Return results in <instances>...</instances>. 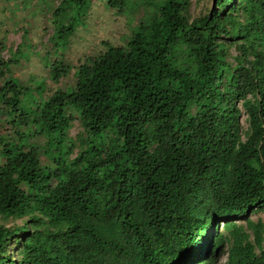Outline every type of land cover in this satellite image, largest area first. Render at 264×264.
Segmentation results:
<instances>
[{"label": "trees", "instance_id": "1", "mask_svg": "<svg viewBox=\"0 0 264 264\" xmlns=\"http://www.w3.org/2000/svg\"><path fill=\"white\" fill-rule=\"evenodd\" d=\"M89 4L59 0L52 34ZM105 5L140 17L73 83L51 68L32 140H0V264H212L222 247L225 264H264V223L247 217L264 208V0Z\"/></svg>", "mask_w": 264, "mask_h": 264}, {"label": "rangeland", "instance_id": "2", "mask_svg": "<svg viewBox=\"0 0 264 264\" xmlns=\"http://www.w3.org/2000/svg\"><path fill=\"white\" fill-rule=\"evenodd\" d=\"M58 2L59 0H0V44L3 45V48L0 47V83L5 79L17 83L16 92L4 84L0 95V140H3V144L9 139L11 145L21 146L32 140L28 129L32 130L34 127L35 104L39 103L43 93L55 86L50 80V70L54 65L61 62L71 66L67 76L61 78L58 85L64 87L73 83L72 72L80 60L85 55L102 52L106 45L121 44L141 13L137 11L133 21L129 22L130 16L108 8L105 0H90L86 13L72 21L73 30L62 41V38L56 37L57 34H52L56 19L52 11ZM191 6L193 8V2ZM231 53L234 51L231 50ZM15 94V104L4 103V99ZM5 115L9 120H4ZM244 117L241 110V129L246 128ZM79 132L81 127L73 120L68 137L74 138ZM34 139L39 145L44 141L41 136ZM64 143L65 140L61 145ZM47 155L42 150L37 160L41 164H50ZM247 217L264 223V208L249 213ZM244 221L236 220L238 224H243ZM217 230L224 232L222 223L218 224ZM225 260L226 247H222L216 252L212 264H225Z\"/></svg>", "mask_w": 264, "mask_h": 264}, {"label": "clouds", "instance_id": "3", "mask_svg": "<svg viewBox=\"0 0 264 264\" xmlns=\"http://www.w3.org/2000/svg\"><path fill=\"white\" fill-rule=\"evenodd\" d=\"M221 223V222H220Z\"/></svg>", "mask_w": 264, "mask_h": 264}]
</instances>
